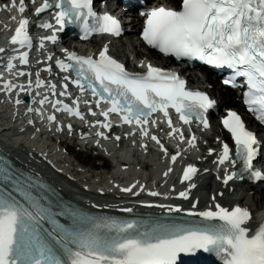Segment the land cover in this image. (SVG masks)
I'll return each mask as SVG.
<instances>
[{
  "label": "snow or ice",
  "instance_id": "1",
  "mask_svg": "<svg viewBox=\"0 0 264 264\" xmlns=\"http://www.w3.org/2000/svg\"><path fill=\"white\" fill-rule=\"evenodd\" d=\"M30 2L35 4L36 0ZM95 2L55 0L52 3L43 0L35 8V14L40 16L47 10L55 9V25H39L54 32L77 24L82 30L83 39L93 34L120 36L123 31L120 21L110 13L98 14L94 9ZM16 6V0H13L11 7ZM25 11V0H19V12ZM141 15L146 17L142 39L151 48L177 60L200 61L216 68H227L232 72L228 79L223 80L227 86L236 87L237 78H243L247 87L244 104L264 124V0H182L179 10L159 6ZM29 24L27 18L20 20L11 37V45L19 49L32 48ZM57 39L55 34L42 37L40 47H44V41L56 43ZM5 51V48H0V54ZM64 52L65 59L56 60V64L62 72L72 75L64 76L63 80L74 84L81 94L90 92L97 107L101 103L110 105L101 112L105 122H96L101 127L110 130L112 125L109 117L115 113L124 124H135L141 134L147 137L148 125L156 123L152 119L153 115L162 113L171 129L168 135L172 137L179 134L183 142V131L174 127L170 109L175 110L183 124L191 125L195 120L204 128L210 127L207 113L215 107L216 101L205 92L188 89L187 81L179 73L143 62L140 67L146 66L145 73H131L124 64L109 55L107 44L98 57L80 56L67 49ZM52 59L51 55L47 57L49 61ZM12 60L28 65L29 51H20ZM6 68L11 71L16 65L10 60ZM46 70L51 72V65ZM15 74L29 77L27 88L8 80L3 82L0 90L7 93L17 88L21 92L29 91L33 83L32 73L21 70ZM45 86L52 96L57 95V85L50 82L46 84L37 73L35 87ZM68 87L69 84L64 83V91L59 95H70ZM38 102L41 105L51 103L56 111L84 118L79 110L78 98L74 101L76 107L60 99L53 101L48 95ZM16 103L20 104L21 101L17 99ZM89 111L91 115H96L91 108ZM47 119L55 122L56 116L52 114ZM222 123L231 134L235 153L227 142H222L216 162L219 165L231 163L233 167L237 164L241 166L238 171L229 172L226 169L223 184L227 186L235 179L243 180L245 174L253 182L264 181V169L254 167V161L260 153V141L256 134L247 128L242 117L233 110L228 111ZM71 127L68 125L69 131ZM98 135L104 137L102 132ZM151 139L160 144L167 156V149L159 138L152 135ZM196 139L193 134L188 141L191 147L196 146ZM213 152L209 150L210 155ZM179 155L178 152L171 156V161L175 163ZM171 171L169 168L164 175L168 176ZM198 171L194 165H188L181 183L191 182ZM9 181L13 184L12 190L5 187ZM135 187L133 184L121 191L132 192ZM195 187V183H189L188 188L179 192L178 196L189 199L190 191ZM13 191L19 195V199ZM140 191H144V188L141 187ZM148 194L161 195L156 191ZM134 195H139V192ZM212 199L215 201L216 196L213 195ZM197 203H193V209ZM158 206L177 213L184 211L180 207ZM214 209L209 207L204 211L187 212L189 216H198L209 222L202 226L113 220L102 224L89 221L91 226L85 227L82 226L84 218L76 213L70 214L73 224L65 226L56 218L57 213L41 203V198L0 168V264H178L181 254L198 250L215 252L222 264H264V224L255 228L247 226L252 219L247 208L235 206L229 209L216 203ZM124 211L132 210L129 208ZM45 224L50 228L45 227Z\"/></svg>",
  "mask_w": 264,
  "mask_h": 264
},
{
  "label": "bare ground",
  "instance_id": "2",
  "mask_svg": "<svg viewBox=\"0 0 264 264\" xmlns=\"http://www.w3.org/2000/svg\"><path fill=\"white\" fill-rule=\"evenodd\" d=\"M170 2L178 3L179 0H170ZM1 14L6 15L4 12H0V21L3 20V16ZM6 18H7V16L5 17V19ZM136 23H137V20L135 19L134 20V26L136 25ZM141 48H142V46L140 45V49L137 52L138 59H143L145 57L148 58L149 53H146V51H144ZM208 81L210 84L213 85V87L211 89L212 94L215 95L217 97V99L219 100L218 111L227 106V99H231L230 101L233 103L232 100H235V96L233 95L232 91H230L228 89H224L223 87H221L219 85V83L213 79V77L208 76ZM190 82H191V84L196 85V82L194 81V79H191ZM8 131H9L8 128H3L0 126V132L6 133ZM217 136H219V135H217ZM22 137L23 136H18V137H15L14 139H15V141H18V140L22 139ZM261 139L264 142V135L261 136ZM36 146H37V144H36ZM10 149H13L15 153L22 155L24 161L27 164L33 166L38 171H40L44 175H46L48 178L52 179L53 183H55L57 185V187L61 190V192L66 197H69L72 199V196L76 195V192H75L76 187L67 183L68 178H66L65 175L61 174L60 172L56 171L54 168H51V167L48 168V169H51L53 171V172H51L48 169H45L44 167H42L40 165L41 164L40 160H42V158L40 156H38L35 152L27 151L24 148H17L16 146H14V144H11V143H10ZM70 149H72V148H70ZM208 161H211V158L208 159ZM24 165H26V164L24 163ZM123 165H125V164H123ZM123 165H121V166H123ZM164 165H165V168H163V170L167 171V165L166 164H164ZM169 165H171V167H173L172 162H169ZM26 167H28V166L26 165ZM171 167H168V169ZM204 169H206V167ZM32 170H34V169H32ZM92 177L95 178V176H92ZM203 177L205 180L203 186H205V189L208 192H207V195L205 197L201 198V200H200L201 205L204 203H205V205H209L211 203L210 201L212 200L213 195L216 196L215 203H219L223 207L226 204H228V201H226L225 198H220L217 194L220 191L229 192L233 189V186L230 185L227 188V190L225 191V190L219 188L222 185H221V183H218L216 181V178L213 175H210L209 173H207V174H204ZM93 183H96V182L93 181ZM133 184H136V181L133 182L132 185ZM256 187L259 188L257 194H259L261 197L256 199L255 205L253 204V201L250 199V197L248 195H245L244 193L242 194V196L238 202L242 203L243 205H247L248 208L253 211L255 218L264 219V206H262L261 210L257 209L258 205H263L261 200L264 199V188H263V185H261V184H258ZM154 190L155 189L152 188L151 190H149V192L154 191ZM177 194H179V192ZM148 197H150V195H148ZM117 201H121V200L119 198L114 197V196H104V197H98L97 198L98 206L101 208L112 207V206H114V203ZM118 209L124 210V209H127V207L119 206Z\"/></svg>",
  "mask_w": 264,
  "mask_h": 264
},
{
  "label": "rangeland",
  "instance_id": "3",
  "mask_svg": "<svg viewBox=\"0 0 264 264\" xmlns=\"http://www.w3.org/2000/svg\"><path fill=\"white\" fill-rule=\"evenodd\" d=\"M5 22L0 21V33L1 29L3 28V25ZM89 47L87 45L84 46ZM117 47H119L120 52H118L123 58H125L131 66H134L135 59H137V52L140 49L139 43L133 33H129L126 35L122 40L117 41ZM198 86H202V84H199ZM7 121V120H5ZM5 124V123H4ZM5 126H11L9 124ZM218 127H215L212 133L209 134L211 137V141L215 143L218 139L217 133ZM22 136L18 135L15 132V129L10 128L8 132L5 133L4 139L6 141H9L11 144H15L14 141L15 137ZM25 136L20 139L21 141L24 140ZM45 141V140H44ZM50 143L49 141H47ZM207 143V139H202V144L205 145ZM25 142L21 145V147H25ZM37 144V146H36ZM29 149L33 151L42 150L41 144L38 145V141L35 140L34 142H31L29 144ZM28 149V150H29ZM63 152H66L65 150L61 149ZM67 151L70 153V155L67 157L64 153L63 158L66 161V163L63 165L68 170H74L75 172L79 173L80 178H78L80 181L84 179H88L92 176H95L93 178V181L97 182L99 180L106 181L109 177L113 176L115 174V171H112L109 175V173L105 170H92V165L98 164L95 160V156L98 152L94 151H87L83 152L80 147L74 146L72 150L67 148ZM198 152L203 153V147L199 148ZM44 156V155H42ZM55 157H59L58 155H55ZM136 159V158H135ZM115 168L113 167V170ZM152 175V169H150L147 173L142 172L141 175L136 176L135 179H140L142 176L143 178H146L147 176ZM108 181V180H107ZM82 184V183H81ZM83 185V184H82ZM259 188L255 186H249L247 184H242L240 187L236 188L235 198L239 199L241 198L242 194L248 195L250 199L253 201V204L255 205L256 199L261 197L259 194H257ZM149 192V190H148ZM148 195V194H147ZM263 202V205H258L257 209L261 210L262 206H264V199L261 200Z\"/></svg>",
  "mask_w": 264,
  "mask_h": 264
}]
</instances>
